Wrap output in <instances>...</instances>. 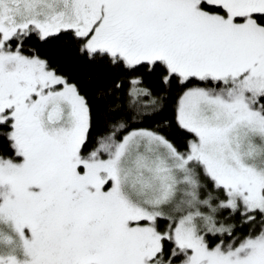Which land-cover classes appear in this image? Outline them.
<instances>
[{"label": "snow or ice", "instance_id": "1", "mask_svg": "<svg viewBox=\"0 0 264 264\" xmlns=\"http://www.w3.org/2000/svg\"><path fill=\"white\" fill-rule=\"evenodd\" d=\"M0 264H264V0H0Z\"/></svg>", "mask_w": 264, "mask_h": 264}, {"label": "trees", "instance_id": "2", "mask_svg": "<svg viewBox=\"0 0 264 264\" xmlns=\"http://www.w3.org/2000/svg\"><path fill=\"white\" fill-rule=\"evenodd\" d=\"M61 63L64 64L65 66H73L75 68V63L73 61V58L70 54L66 53L62 58H61ZM80 71V75H81V83L85 84L87 87V90L89 91V93H91V87L90 85L86 84V80H85V74L87 71H91L92 73L95 74H100L102 73V69L99 68H93V69H89V70H79ZM145 87L150 88L152 90H156V88L158 87L157 84L155 83V78L154 77H149L146 79L145 81ZM180 95V90L179 89H173L170 94H169V99H168V104H167V108L166 111L164 113V118L172 120L174 117V113H175V103L176 100L178 98V96ZM140 102L141 103H147L148 102V97H141L140 98ZM170 137H178L181 141L184 140V137L175 129V127H173V129L170 131L169 133Z\"/></svg>", "mask_w": 264, "mask_h": 264}]
</instances>
